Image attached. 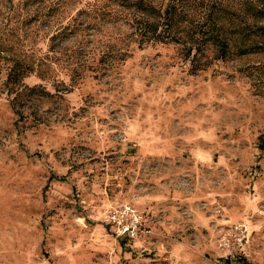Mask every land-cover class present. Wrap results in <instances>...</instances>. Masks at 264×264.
<instances>
[{
    "label": "rangeland",
    "instance_id": "rangeland-1",
    "mask_svg": "<svg viewBox=\"0 0 264 264\" xmlns=\"http://www.w3.org/2000/svg\"><path fill=\"white\" fill-rule=\"evenodd\" d=\"M40 43L23 83L0 61V264H225L235 222L241 258L264 264V47L194 67L174 43L123 60L94 36ZM124 201L153 216L150 238L101 222Z\"/></svg>",
    "mask_w": 264,
    "mask_h": 264
},
{
    "label": "trees",
    "instance_id": "trees-1",
    "mask_svg": "<svg viewBox=\"0 0 264 264\" xmlns=\"http://www.w3.org/2000/svg\"><path fill=\"white\" fill-rule=\"evenodd\" d=\"M44 36L51 50L56 38L94 36L98 47L122 54L120 60L130 55L132 43L138 48L174 43L194 67H202L198 56L209 49L217 59L263 49L264 0H0V61L10 62L7 83H23L42 71L45 41L38 42ZM73 47L80 49L78 44ZM37 87L43 88L33 84L30 89ZM19 92L10 102L23 118L14 100Z\"/></svg>",
    "mask_w": 264,
    "mask_h": 264
},
{
    "label": "built area",
    "instance_id": "built-area-1",
    "mask_svg": "<svg viewBox=\"0 0 264 264\" xmlns=\"http://www.w3.org/2000/svg\"><path fill=\"white\" fill-rule=\"evenodd\" d=\"M112 234L126 241L146 240L154 234L144 210L134 202L111 204L101 217ZM249 231L242 222H235L223 230L217 239L219 258L225 264H235L248 241Z\"/></svg>",
    "mask_w": 264,
    "mask_h": 264
},
{
    "label": "crops",
    "instance_id": "crops-1",
    "mask_svg": "<svg viewBox=\"0 0 264 264\" xmlns=\"http://www.w3.org/2000/svg\"><path fill=\"white\" fill-rule=\"evenodd\" d=\"M103 215V214H102ZM147 215V214H146ZM148 221H149V224L152 226V228L154 229V225H155V221L153 219V216L151 217H148ZM121 240H124V239H121ZM126 241V240H125ZM243 254V252L241 253Z\"/></svg>",
    "mask_w": 264,
    "mask_h": 264
},
{
    "label": "bare ground",
    "instance_id": "bare-ground-1",
    "mask_svg": "<svg viewBox=\"0 0 264 264\" xmlns=\"http://www.w3.org/2000/svg\"><path fill=\"white\" fill-rule=\"evenodd\" d=\"M146 214V213H145ZM147 216V215H146Z\"/></svg>",
    "mask_w": 264,
    "mask_h": 264
}]
</instances>
